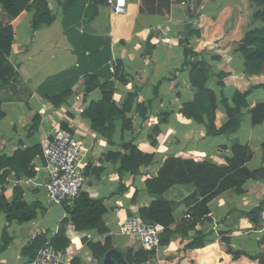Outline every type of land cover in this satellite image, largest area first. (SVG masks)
I'll list each match as a JSON object with an SVG mask.
<instances>
[{"label": "crops", "instance_id": "obj_1", "mask_svg": "<svg viewBox=\"0 0 264 264\" xmlns=\"http://www.w3.org/2000/svg\"><path fill=\"white\" fill-rule=\"evenodd\" d=\"M45 1L55 19L33 33L34 11L12 18L0 4V22L11 25L15 32L5 69L16 72L13 77L0 76V157L12 158L20 150H40L29 165L34 175L23 169L28 158L20 173L9 165L0 171V175L7 172L6 181L0 183V196L8 203H40L37 217L26 223L8 222L6 212L0 210V264H28L62 228L70 241L62 252L64 264L74 260L76 264H104L112 250L120 254L111 255L114 264H156L154 253L144 250L137 236L122 234L119 225L128 217L139 216V210L156 199L149 195L146 179L157 176L168 158L181 156L225 166L234 158L233 146L241 144L254 152L247 167L264 168V123L253 126L250 114L251 108L264 102V75L247 76L243 59L236 52L246 31L262 27L253 19L258 7L251 0H128L127 12L115 15L106 0ZM251 7L255 11L250 12L249 23L240 24L232 17L237 12L246 16ZM192 30L196 33L189 38L191 48L202 53L213 69L208 87L219 100L223 93L234 115L241 119L230 134L211 135L205 124L182 113L184 104L193 101L196 93L183 43ZM219 74L224 76L219 78ZM236 91L247 93L248 106L240 111L232 102ZM101 101L113 103L123 113L101 118L103 132L94 129L87 115L89 107ZM229 119L227 107L219 103L216 127ZM62 124L88 149L82 159L87 178L83 190L105 200L103 220L109 231L104 234L64 225L68 217L64 205L46 197L44 146ZM130 142L150 158L137 172H120L121 156L128 153L125 146ZM225 159L227 163L220 165ZM260 181L264 179L249 180L241 192L230 189L214 198L208 204L209 217L195 229L191 227L192 205L182 202L195 193V187L175 185L166 191L162 197L176 203L175 223L170 227L175 234L167 245L166 263L220 264V245L226 241L233 245L252 227L246 213L251 214L264 200V194L259 197L253 193L254 185L263 186ZM237 225L244 230L224 234V242L217 241L220 233L216 228ZM258 233L252 238L255 242L264 237L263 230ZM5 234L9 243L2 249ZM88 242H109L111 248L99 259ZM190 243L195 245L187 249ZM129 251L132 255L144 252L147 258L129 262Z\"/></svg>", "mask_w": 264, "mask_h": 264}, {"label": "trees", "instance_id": "obj_2", "mask_svg": "<svg viewBox=\"0 0 264 264\" xmlns=\"http://www.w3.org/2000/svg\"><path fill=\"white\" fill-rule=\"evenodd\" d=\"M258 9L253 14V19L260 21L262 27L254 28L246 31L238 48L237 54L243 59L245 73L247 76L264 75V0H252ZM0 4L4 11L10 17L18 18L24 11H34V17L30 24L31 32L37 31L43 25H50L54 21V15L51 13L48 4L45 0H0ZM196 32L192 30L183 43L186 45L184 53L190 65V81L191 85L196 89L195 98L193 101L184 104L182 113L193 118L196 122L205 124L209 134H230L238 128L240 117L234 115V111L230 108L229 101L222 93V99H218L216 92L208 87L207 83L213 76V69L206 61L202 53L195 52L189 43V38ZM15 38L14 28L11 25L3 26L0 22V76L4 79V75L11 74L15 76L14 69H5L8 64V56L11 53L12 44ZM148 45L150 40H148ZM187 64V60H186ZM7 70V71H6ZM219 78L224 75L219 74ZM222 87L223 84L220 82ZM103 85L102 88H106ZM264 90V85H262ZM247 93L236 91L232 102L236 105V110L240 111L242 107H247ZM54 102L56 100L52 98ZM222 103L227 107L230 119L223 124L219 129L216 127V111L218 104ZM95 113V114H94ZM123 114L118 108L109 101L92 104L87 115L90 116L94 129L103 132L101 118H108L112 114ZM251 123L253 126L264 123V102L257 104L250 110ZM3 116L0 103V118ZM62 128H68L66 124H62ZM128 153L121 156L120 172L139 171L142 164L146 163L150 156L144 154L131 142L125 146ZM264 148V144H263ZM234 158L228 161L225 166H218L208 161H197L193 158L170 157L160 168L158 175L148 176L146 179V187L149 195L156 197L148 207L139 210L140 218L146 223L157 224L163 227L161 234V242L163 245H168L174 237V232L170 227L175 223L174 209L176 203L163 198L166 191L175 185L189 184L196 189L195 193L183 200L187 206H191L192 213V228L200 223L203 219H207L210 215L208 204L223 192L235 189L238 192L242 191V187L249 180L264 179V168L250 170L247 163L253 158L254 152L249 145L235 144L232 148ZM40 153L36 148L17 151L12 158L5 156L0 157V171L6 165H9L16 173H20L21 165L25 158H28L23 168L27 175H34L33 167L30 168L32 161ZM23 167V166H22ZM7 172L0 175V183L5 182ZM122 191L125 186L122 185ZM62 205L68 214L64 220V225L72 224L76 230H91L97 229L100 234L109 231L103 220V216L107 211L105 200L101 198L91 197L88 191L83 190L79 198L73 202L65 201ZM40 203H28L26 201L15 200L8 203L4 195L0 196V210H4L7 215L8 222L16 220L19 223H26L34 220L37 217V209ZM264 210V200L254 208L251 214L262 212ZM181 226H178V228ZM183 228L190 229L188 226ZM4 235L5 245L2 249L8 246L9 241ZM195 242V240H194ZM193 242V243H194ZM189 244L187 249H190L195 244ZM88 245L93 251L98 254L99 259H103L108 250L111 248L109 242L104 245L100 243L88 242ZM51 246L60 252H65L70 246V241L66 238L65 229L62 228L58 235L52 240ZM127 260H132L139 263L147 258L144 252H139L132 255V252L127 253ZM36 256L31 259L33 260ZM252 260L259 259L261 264H264V258L253 256ZM74 260L72 264H76ZM228 264H233L230 262Z\"/></svg>", "mask_w": 264, "mask_h": 264}, {"label": "built area", "instance_id": "obj_3", "mask_svg": "<svg viewBox=\"0 0 264 264\" xmlns=\"http://www.w3.org/2000/svg\"><path fill=\"white\" fill-rule=\"evenodd\" d=\"M110 11L115 15L125 14L128 0H106ZM225 57H230L225 54ZM88 149L76 133L69 129L58 128L44 146V169L48 173L45 183L46 197L55 204L65 201L73 202L81 195L87 181L82 166V159ZM120 232L125 235L137 236L143 249L154 253L156 264H167L164 257L170 249L161 242L163 227L143 221L139 216H131L119 225ZM28 264H64L62 252L46 244L39 250L36 257Z\"/></svg>", "mask_w": 264, "mask_h": 264}, {"label": "rangeland", "instance_id": "obj_4", "mask_svg": "<svg viewBox=\"0 0 264 264\" xmlns=\"http://www.w3.org/2000/svg\"><path fill=\"white\" fill-rule=\"evenodd\" d=\"M208 2L209 0H202ZM252 1V0H251ZM254 3V2H253ZM255 4V3H254ZM256 10L258 8H255ZM254 7H251V10L249 13L245 16L238 12L237 14H233L232 17L236 18L237 22L240 24H247L252 20V12L255 11ZM251 12V13H250ZM235 20V22H236ZM242 27L238 28L237 35H241ZM264 150V148H263ZM228 159H225V162L221 163L220 165H225L227 163ZM261 182V181H260ZM263 186H258V188L253 186V193L257 196L261 197L264 194V182H261ZM263 212V213H262ZM257 212L256 214H248L246 213V216L252 221V227L248 228V230L244 233V236H240L238 241H235L233 245H229L230 241H226V243L222 240V238H227L224 236V234L231 233L233 234L234 230L236 232H242L244 228L237 225V227L232 229H227L224 227L216 228L217 232L220 233V236L217 238V241L219 243H222L219 247L220 252V258L221 262L220 264H228L230 262H233V264H261V261L259 259L252 260L251 257L257 256L264 258V237L261 240H258L257 242L253 241V236L256 234H260L258 232L264 231V211ZM246 234V236H245ZM264 236V235H263ZM231 238V237H230ZM245 238H249V241L247 242ZM231 240V239H230ZM251 240V241H250Z\"/></svg>", "mask_w": 264, "mask_h": 264}, {"label": "water", "instance_id": "obj_5", "mask_svg": "<svg viewBox=\"0 0 264 264\" xmlns=\"http://www.w3.org/2000/svg\"><path fill=\"white\" fill-rule=\"evenodd\" d=\"M111 255L120 256V254L116 250H112L111 252H109L106 259L104 260V264H114V262L112 261Z\"/></svg>", "mask_w": 264, "mask_h": 264}]
</instances>
